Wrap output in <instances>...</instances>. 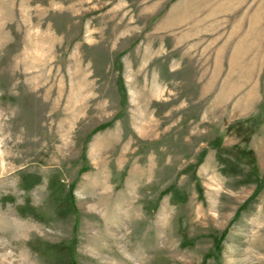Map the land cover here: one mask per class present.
I'll return each mask as SVG.
<instances>
[{
	"label": "rangeland",
	"instance_id": "obj_1",
	"mask_svg": "<svg viewBox=\"0 0 264 264\" xmlns=\"http://www.w3.org/2000/svg\"><path fill=\"white\" fill-rule=\"evenodd\" d=\"M69 256L264 264V0H0V264Z\"/></svg>",
	"mask_w": 264,
	"mask_h": 264
},
{
	"label": "trees",
	"instance_id": "obj_2",
	"mask_svg": "<svg viewBox=\"0 0 264 264\" xmlns=\"http://www.w3.org/2000/svg\"><path fill=\"white\" fill-rule=\"evenodd\" d=\"M104 127H106V126H100L98 129H103ZM256 196V194H253L252 196H251V198H249V201L247 202V203H251L252 202V200H253V198ZM172 197L173 198H176V196L173 194L172 195ZM245 205H247V204H245ZM245 205L242 207V209H241V211L244 209V207H245ZM29 209V210H28ZM240 211V212H241ZM34 212H31V208H27V209H20L19 210V214L21 215V216H27V215H31V216H33L34 218H36V219H39V216H37L35 213L33 214ZM66 264H76L75 263V261L73 260V258L71 257V256H69V258H68V261H67V263Z\"/></svg>",
	"mask_w": 264,
	"mask_h": 264
}]
</instances>
